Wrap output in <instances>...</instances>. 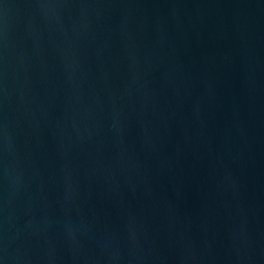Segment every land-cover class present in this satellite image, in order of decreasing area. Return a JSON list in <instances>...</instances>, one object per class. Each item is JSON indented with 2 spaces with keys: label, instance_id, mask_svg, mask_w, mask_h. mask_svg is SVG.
Segmentation results:
<instances>
[{
  "label": "water",
  "instance_id": "obj_1",
  "mask_svg": "<svg viewBox=\"0 0 264 264\" xmlns=\"http://www.w3.org/2000/svg\"><path fill=\"white\" fill-rule=\"evenodd\" d=\"M0 264H264V0H0Z\"/></svg>",
  "mask_w": 264,
  "mask_h": 264
}]
</instances>
